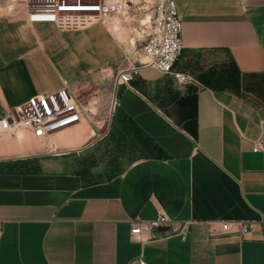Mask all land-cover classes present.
Listing matches in <instances>:
<instances>
[{
  "label": "crops",
  "instance_id": "1",
  "mask_svg": "<svg viewBox=\"0 0 264 264\" xmlns=\"http://www.w3.org/2000/svg\"><path fill=\"white\" fill-rule=\"evenodd\" d=\"M174 1L175 70L193 81L145 67L116 86L115 75L114 99L94 90L80 122L0 137V264H264V0ZM74 31L31 23L21 5L0 11V117L63 79L106 84L108 41L82 60L64 36ZM100 155L110 162L93 164ZM160 212L172 222L132 239Z\"/></svg>",
  "mask_w": 264,
  "mask_h": 264
},
{
  "label": "built area",
  "instance_id": "2",
  "mask_svg": "<svg viewBox=\"0 0 264 264\" xmlns=\"http://www.w3.org/2000/svg\"><path fill=\"white\" fill-rule=\"evenodd\" d=\"M131 0H0V11L18 12L23 6L31 23H54L60 29L82 30L95 25L108 26L114 15L123 14L120 10L129 6ZM154 21L144 45L143 56L138 64L120 70L115 77V85L129 84L142 68L152 67L163 74H173L182 83H189L194 77L188 73L176 71L184 43L182 39L183 22L178 16L174 0H154ZM62 86L49 93H38L17 104L13 111L0 117V137L7 131L28 129L36 137H44L70 125L80 122L83 113L94 111L86 106L79 96V90L72 87L67 79ZM254 151L264 152V140L260 136L255 140ZM172 219L160 212L155 219L144 220L133 224L132 239L142 240L145 231L152 230ZM243 233L252 230L256 222L235 221ZM233 222H222V228L228 230ZM186 225H184V228ZM1 233V226H0ZM185 239V232H182ZM140 264H145L140 259Z\"/></svg>",
  "mask_w": 264,
  "mask_h": 264
},
{
  "label": "rangeland",
  "instance_id": "3",
  "mask_svg": "<svg viewBox=\"0 0 264 264\" xmlns=\"http://www.w3.org/2000/svg\"><path fill=\"white\" fill-rule=\"evenodd\" d=\"M154 0H131L129 2V7L126 8L121 13L118 14V18H111L108 26L95 25L91 28L82 29L80 31L67 32L64 34L66 37H74L79 40L76 44L72 42L75 50L81 52L83 58L89 61L92 56H100L106 49V43L108 41L110 58L109 67L114 69V73L109 76L106 84H99L100 81H94V86L91 89H81L79 91V96L82 100H86L88 95L93 93L94 90H100L101 92H95L98 97L103 95L102 91L105 90L106 99L112 101L115 95L114 89V77L119 71V67H126L134 64H138V60L143 56V45L144 41L150 32L151 25L154 21ZM5 11V10H3ZM150 15L151 21L144 23L143 20ZM112 27V28H111ZM113 29V31H112ZM112 32H111V31ZM53 34L54 31L52 32ZM87 41H84V40ZM82 40V41H81ZM89 59V60H88ZM81 65H84V61ZM86 61L88 65L89 62ZM96 82V83H95ZM109 109V108H108ZM99 155V154H98ZM97 159L93 164L97 166L107 165L110 159L102 158V156H96ZM88 165V170L90 173L95 171L97 166L93 167ZM120 169H116L118 171Z\"/></svg>",
  "mask_w": 264,
  "mask_h": 264
},
{
  "label": "bare ground",
  "instance_id": "4",
  "mask_svg": "<svg viewBox=\"0 0 264 264\" xmlns=\"http://www.w3.org/2000/svg\"><path fill=\"white\" fill-rule=\"evenodd\" d=\"M128 7H129V6H127L126 8H128ZM126 8H124V9L122 8V9L120 10V12L124 11ZM118 17H119V15L116 14V15H114L112 18H115V19H116V18H118ZM110 21H111V20H110ZM143 21H144V23H148V22H150V21H151V17H150V15H148L147 18H146L145 20H143ZM111 22H112V21H111Z\"/></svg>",
  "mask_w": 264,
  "mask_h": 264
}]
</instances>
